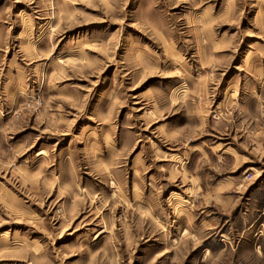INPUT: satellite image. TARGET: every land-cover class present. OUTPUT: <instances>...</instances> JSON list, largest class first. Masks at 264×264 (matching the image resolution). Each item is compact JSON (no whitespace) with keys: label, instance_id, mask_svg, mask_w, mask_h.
I'll return each instance as SVG.
<instances>
[{"label":"rangeland","instance_id":"rangeland-1","mask_svg":"<svg viewBox=\"0 0 264 264\" xmlns=\"http://www.w3.org/2000/svg\"><path fill=\"white\" fill-rule=\"evenodd\" d=\"M0 264H264V0H0Z\"/></svg>","mask_w":264,"mask_h":264}]
</instances>
